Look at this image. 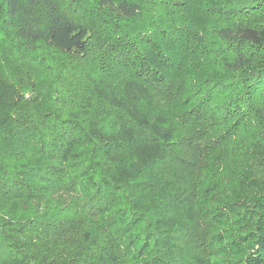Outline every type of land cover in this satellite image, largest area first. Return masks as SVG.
Instances as JSON below:
<instances>
[{
  "label": "trees",
  "instance_id": "1",
  "mask_svg": "<svg viewBox=\"0 0 264 264\" xmlns=\"http://www.w3.org/2000/svg\"><path fill=\"white\" fill-rule=\"evenodd\" d=\"M0 264H264V0H0Z\"/></svg>",
  "mask_w": 264,
  "mask_h": 264
},
{
  "label": "rangeland",
  "instance_id": "2",
  "mask_svg": "<svg viewBox=\"0 0 264 264\" xmlns=\"http://www.w3.org/2000/svg\"><path fill=\"white\" fill-rule=\"evenodd\" d=\"M25 83H26V81H25ZM26 85H28V84L26 83ZM22 90H23V93L25 95H27V96L33 95L32 91L30 90V87L29 88H26V89L23 88Z\"/></svg>",
  "mask_w": 264,
  "mask_h": 264
}]
</instances>
